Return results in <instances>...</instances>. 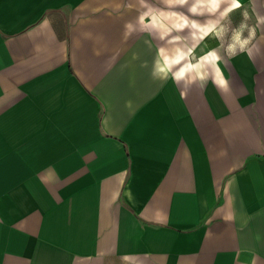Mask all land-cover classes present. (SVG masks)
I'll use <instances>...</instances> for the list:
<instances>
[{"label":"crops","instance_id":"0c3cea01","mask_svg":"<svg viewBox=\"0 0 264 264\" xmlns=\"http://www.w3.org/2000/svg\"><path fill=\"white\" fill-rule=\"evenodd\" d=\"M129 4L0 0V264H264V54L181 98Z\"/></svg>","mask_w":264,"mask_h":264},{"label":"clouds","instance_id":"9594fccd","mask_svg":"<svg viewBox=\"0 0 264 264\" xmlns=\"http://www.w3.org/2000/svg\"><path fill=\"white\" fill-rule=\"evenodd\" d=\"M128 9L137 15L125 23L126 35L146 34L149 48L156 41L150 74L161 83L171 80L181 98L209 81L222 94L229 92L222 65L241 55L254 62L264 54V0H136Z\"/></svg>","mask_w":264,"mask_h":264},{"label":"rangeland","instance_id":"374dc122","mask_svg":"<svg viewBox=\"0 0 264 264\" xmlns=\"http://www.w3.org/2000/svg\"><path fill=\"white\" fill-rule=\"evenodd\" d=\"M125 2H127V1H125ZM136 1L135 0H131V4L133 5L134 3H135ZM245 4H248V0L246 1V2H244ZM236 20L238 21L239 20V16L237 15L236 17ZM209 43L212 45V46H215V42L214 41H209ZM4 187H6L5 185H4V183H3V194L5 195V189H4ZM5 203V202H4Z\"/></svg>","mask_w":264,"mask_h":264}]
</instances>
